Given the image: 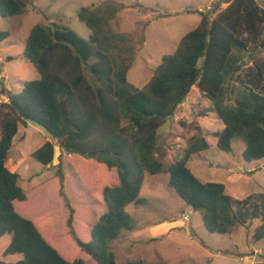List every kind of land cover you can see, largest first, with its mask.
<instances>
[{
  "label": "trees",
  "instance_id": "16d2710c",
  "mask_svg": "<svg viewBox=\"0 0 264 264\" xmlns=\"http://www.w3.org/2000/svg\"><path fill=\"white\" fill-rule=\"evenodd\" d=\"M29 2L0 0V15H23ZM254 4L233 0L215 18L213 13L202 14L200 24L163 58L142 89L128 83L131 65H125L126 51L120 49L127 41L107 30L108 22L93 11L78 13L92 31L89 39L65 25L38 24L32 29L24 56L39 78L26 82L19 93L0 90V264H118L111 243L133 229L127 207L144 203L140 193L146 176L164 171L158 133L193 88L212 102L224 125L215 135L218 149L231 153L232 141L242 138L244 160H264V94L243 85L232 99L228 87L242 71L247 51L241 28L256 30L264 24V12L260 15ZM8 37L0 32V42ZM28 122L47 131L68 155L82 157L76 163L90 165L85 174L93 185L90 195L106 209L95 223L79 211L78 218L69 221V238L78 251L72 257L45 236L48 220L35 222L17 211L28 196L6 161L20 124ZM55 143L47 141L32 158L44 167L51 165ZM209 149L204 137L192 138L183 158L167 168L169 186L202 213L209 233L228 235L258 218L261 225L252 231V239L264 240V196L257 203L238 201L236 210L224 184L203 182L189 169L190 159Z\"/></svg>",
  "mask_w": 264,
  "mask_h": 264
},
{
  "label": "rangeland",
  "instance_id": "374dc122",
  "mask_svg": "<svg viewBox=\"0 0 264 264\" xmlns=\"http://www.w3.org/2000/svg\"><path fill=\"white\" fill-rule=\"evenodd\" d=\"M232 1L30 0L23 15H0V32L9 33L0 42V90L6 87L12 93H19L26 82L39 78L24 56L25 41L36 25H65L89 39L92 31L78 18L82 9L93 11L103 22H108L107 30L127 41L120 49L126 51L122 55L125 65H131L128 83L142 89L163 58L173 54L182 38L200 24L202 14L213 13L215 18ZM254 3L261 15L264 0ZM240 36L247 44V51L243 54L242 71L228 86L232 99L243 85L264 94V24L256 30L241 28ZM259 71L262 73L256 82ZM1 97L2 102H7ZM223 128L212 102L193 88L175 117L158 133V157L166 170L146 176L140 193L144 203L127 207L133 229L111 243L118 264H264V240L252 239V231L261 225L260 219L246 227L236 226L228 235L211 234L203 224L202 213L189 207L169 186V165L183 158L192 138L204 137L210 149L194 155L188 162L196 177L203 182L224 184L236 210L238 201L254 203L264 196V160L246 162L242 138L232 141L231 153L219 150L215 135ZM47 141L56 142L55 158L44 167L32 154ZM81 159L68 155L47 131L28 122L20 124L6 161L7 168L19 175V185L28 196L26 202L17 205V211L35 222L48 220L45 236L70 257L78 251L73 238H69L72 235L69 221L74 222L79 211L87 213V220L95 223L106 211L90 195L93 185L85 177L90 165L75 162Z\"/></svg>",
  "mask_w": 264,
  "mask_h": 264
},
{
  "label": "built area",
  "instance_id": "2783aa9c",
  "mask_svg": "<svg viewBox=\"0 0 264 264\" xmlns=\"http://www.w3.org/2000/svg\"><path fill=\"white\" fill-rule=\"evenodd\" d=\"M185 220H187V217H184Z\"/></svg>",
  "mask_w": 264,
  "mask_h": 264
}]
</instances>
